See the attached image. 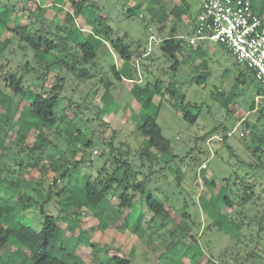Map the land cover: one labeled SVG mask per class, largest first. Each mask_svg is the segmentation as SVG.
<instances>
[{"label":"rangeland","instance_id":"1","mask_svg":"<svg viewBox=\"0 0 264 264\" xmlns=\"http://www.w3.org/2000/svg\"><path fill=\"white\" fill-rule=\"evenodd\" d=\"M90 1L107 17V24L115 33L124 34L125 41L140 55L135 54L126 65L107 44L99 42L95 58L84 65L92 76L82 80L54 64L45 69L60 57L70 59L68 55L57 50L35 55L24 38L19 40L0 27V45L5 44L0 50L1 85L7 74L16 72L23 76L21 87L25 92L18 96L17 106L12 105L9 116L13 128H8L2 145L0 140L2 174L28 181L29 191L33 197L40 194L37 197L40 202L53 175L60 173L47 166L60 158L69 162L84 160L78 169L88 179H93L100 169L103 174L111 172L115 166L113 154L103 141L110 142L113 137V146L124 144L120 149L123 158L141 171L134 181L147 176L145 192L161 201L162 211L152 214L145 206V193L140 195L138 191L130 211L125 210L119 216L113 207L101 219L85 208L71 207L70 215L94 244L76 249L81 260L87 264L108 262L120 249L130 264H264V143L259 142L264 141V111L258 110L264 106V98L259 96L262 90L226 49L210 41L200 45L201 55L184 46L177 53V70H171V60L158 49V38L171 28L177 35L191 33V17L196 15L200 0ZM251 1L254 12L264 20V0ZM51 4L70 9L66 0H0V22L2 19L8 26H24L30 35L36 33L42 39L64 37L68 32L64 16ZM7 5L11 7L6 8ZM174 9L181 10L179 18ZM82 14L87 22L77 21L76 25L83 31L82 36L89 38L93 24L88 21L93 14L87 7ZM158 27L163 28L161 35L157 34ZM113 65L121 75L135 79L140 86L154 88L158 84L157 92L152 91L153 105L148 112L156 114V123L170 140L169 151L161 153L148 148L138 134L136 122L143 110L130 92L131 83L114 76ZM202 72L206 73L205 78L201 77ZM241 72L243 83L236 80ZM60 82L62 96L56 113L61 120L44 130L49 142L35 161L34 151L29 150L35 136H27L22 143L17 141L19 121L13 120L31 102L30 95L38 87L49 90ZM170 86L177 91L175 98L165 89ZM179 96L183 97L181 108ZM183 110L196 116L193 123L182 118ZM0 112L4 108L0 107ZM32 113L30 108L25 110L24 118H32ZM214 128L216 131L204 138ZM78 129L80 135L75 140L72 134ZM45 168L47 172L40 176L39 169ZM39 177L43 178L40 188L34 182ZM240 181L250 184L254 195L239 205L244 192ZM63 184L65 181L52 188L51 202L47 205L54 215L57 207L65 203L55 195ZM121 189L111 190L114 191L108 196L112 204L118 201ZM219 189L227 191L231 207H223ZM15 191L21 193L22 187H16ZM33 208L23 211L17 219L37 226L42 217L38 208ZM219 208L222 213L226 208L225 213L232 221L241 222V227L231 229L230 233L219 230L215 225ZM18 249L14 241L0 251V263L20 264L18 258L9 260V255Z\"/></svg>","mask_w":264,"mask_h":264},{"label":"trees","instance_id":"2","mask_svg":"<svg viewBox=\"0 0 264 264\" xmlns=\"http://www.w3.org/2000/svg\"><path fill=\"white\" fill-rule=\"evenodd\" d=\"M66 1L69 3L70 9H63L62 6L53 4L63 14L68 27L67 35L64 37L57 36L56 39L44 37L42 39V36L36 33L30 35L26 27L18 25L8 26L7 22L2 19L0 27L18 36L19 40H23L24 38L25 42L35 52V55L39 53L47 55L52 50H57L61 54H65V56L68 55L70 59L67 60L65 57H60L55 62L46 65L45 69L49 70L51 65L54 64L75 73L82 80L92 76L84 65L95 58V51L99 42L107 44L111 51L117 55V59L126 65L135 54H137L136 56L140 55L136 50L131 48L129 42L125 41L124 34L115 33L107 24V17L98 10L93 2L90 0ZM247 1H249L252 7V1ZM53 5L51 4L49 6ZM8 7L11 6L7 5L6 8ZM86 7L90 8L93 14V18H90L88 21L93 24L91 26L92 31L88 33L89 38L83 37V31L76 25L77 21L80 23L87 22V19L82 14L83 9ZM186 7H188L187 4ZM173 12L179 18L181 10L174 9ZM257 15L260 16L259 14ZM194 18L195 16L193 18L191 17L192 23ZM162 30L163 28L158 27L157 34L161 35L163 33ZM186 35H177L176 30L171 28L166 35L158 38L160 40L158 42V49L166 58L171 60L170 68L173 71H176L179 65L177 53H180L184 46L199 55L203 54L200 51L201 43L195 45L188 44L184 38ZM4 45V43H1L0 50ZM244 70L245 74L252 77V74L247 69L244 68ZM111 71L117 79H127L132 85L130 92L143 110L139 115L138 122H136V130L143 137L147 147L161 153L169 151L171 149L170 140L163 134L161 128L156 123V114L148 112L153 105L152 91L157 92L158 84L154 88H151L149 85L140 86L135 79L121 75L114 65L111 67ZM7 75L5 83L2 84L3 86L0 82V107L4 108V112H0L1 145L4 143L3 139H5L8 128H13V123H10L12 120L11 115L9 116L12 105L15 103L17 106L18 96L25 94L21 87L23 76H19L16 72ZM205 76L206 73L202 72L201 77L205 78ZM238 79L242 83L244 82L243 72L238 74L236 80ZM60 81H63V79ZM197 83H202V81L197 80ZM5 87H8L11 93L7 92ZM42 88L43 86H40L35 92L31 93V102L26 106L24 105L20 110L21 113L19 116L13 120L14 122L19 121L16 131L18 134L17 141L22 143L27 136L31 134L35 136L29 149L34 151L32 153L35 161L39 160V155L44 152L45 144L49 142L48 138L44 135V130L51 129L61 120V117L56 113V107L62 96L60 92L62 83H57L49 90H43ZM165 89L171 98L176 97L177 91L175 88H171L170 86ZM107 98L106 96L104 100ZM179 103V108H181L183 105L182 96H179ZM29 108L33 111V116L30 119H25L24 112ZM251 108H253V103L251 104ZM155 110L157 109L155 108ZM258 110L260 113H263L264 106L262 105ZM181 115L184 120L190 123H193L196 119V116L189 111L183 110ZM7 121L9 123H6ZM7 124H10V126H7ZM104 125H107V122H104ZM215 131L216 128L212 129L204 138L209 137ZM79 135V129L75 130L72 134L75 140ZM111 138L110 142L103 141L108 146L109 153L113 154L115 166L111 172L103 174V169H100L93 179H88L84 177L85 173L82 174L83 171L78 169L80 164L85 163L84 160L69 162L65 159V163V160L60 158L58 162L47 166L48 169L55 170L56 172L60 171V173L53 175L52 182L46 188L45 196L40 202L38 201L39 198H37L40 197V194H37V197H33L29 191L31 185L28 181H24L20 177H16L13 180V178L9 177V173L3 175L2 169L0 168V251L10 246L14 241L19 245V249L9 255V260H12L14 257L18 258L20 264H26L28 261L31 264H87L78 257L76 249L79 246H93L94 244L90 242L89 234L79 227L77 219L70 215L69 211L71 207L76 209L85 208L98 219H101L104 213L113 207L119 216L125 210L130 211L133 207L135 192L138 191L140 195L145 193L144 203L152 214L156 215L162 211L161 201L145 192L144 183L148 179L147 176H145L146 179L141 181H134V178L137 174H141V171L135 169L128 159L123 158V153L120 149L124 144L120 143L119 147H114L112 143L113 137ZM254 138L257 140L260 139L259 137ZM259 142L264 143L261 139ZM121 168H124V170L118 175V171ZM39 170L41 173L40 176H43L47 172L46 168ZM130 177L133 178V182L130 181ZM42 179V177H39L34 181L39 188L43 185ZM64 181L65 184L62 185V188L58 192L56 191L57 193L55 192V195L58 199L60 198L59 200L65 201V203L57 207L56 215H54L47 209V205L51 202V194H53L52 188L58 182ZM240 184L244 192L240 197L239 205L247 202L254 195L253 188L250 184L243 181H240ZM19 186L22 187V191L16 194L15 188ZM114 187H121L122 189L118 193V201L112 204L108 195H112L115 189L112 192L111 190ZM226 192H222L219 189L218 193L223 199V207L227 208L233 204ZM4 193L6 196H3ZM54 201L56 202L57 199ZM32 206L38 208V214L42 217V220L38 221L37 226H32V223H24L17 219L18 215H23L21 213L28 208H33ZM36 207L33 209L37 210ZM226 208L223 209V213L221 212L222 209L219 208L218 219H215V225L219 230L230 233L231 229L240 228L241 222L236 220L232 221L233 219L225 213ZM60 222L65 224L64 227L60 225ZM230 224L231 226H228ZM135 230H138V228ZM97 264H130V260L124 256L122 250L117 249L108 262L100 261Z\"/></svg>","mask_w":264,"mask_h":264},{"label":"built area","instance_id":"3","mask_svg":"<svg viewBox=\"0 0 264 264\" xmlns=\"http://www.w3.org/2000/svg\"><path fill=\"white\" fill-rule=\"evenodd\" d=\"M188 44L213 42L226 49L262 90L264 98V22L247 0H200ZM158 42V41H156Z\"/></svg>","mask_w":264,"mask_h":264}]
</instances>
